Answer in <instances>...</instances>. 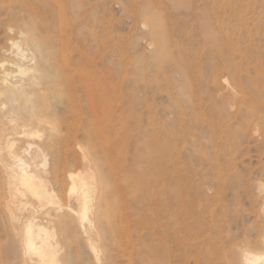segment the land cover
Returning <instances> with one entry per match:
<instances>
[{
    "label": "rangeland",
    "instance_id": "1",
    "mask_svg": "<svg viewBox=\"0 0 264 264\" xmlns=\"http://www.w3.org/2000/svg\"><path fill=\"white\" fill-rule=\"evenodd\" d=\"M4 71L27 96L0 92V264H20L30 212H56L8 180L10 153L63 208L71 175L85 178L86 231L38 221L60 264L264 252V0H0Z\"/></svg>",
    "mask_w": 264,
    "mask_h": 264
},
{
    "label": "bare ground",
    "instance_id": "2",
    "mask_svg": "<svg viewBox=\"0 0 264 264\" xmlns=\"http://www.w3.org/2000/svg\"><path fill=\"white\" fill-rule=\"evenodd\" d=\"M17 45V44H16ZM18 50V49H17ZM20 50V49H19ZM24 52V51H23ZM21 54V52H20ZM16 55V54H15ZM25 58V57H24ZM29 59V58H28ZM18 61V60H17ZM27 61V60H26ZM16 62V61H15ZM31 62V61H30ZM2 63V62H1ZM10 63V62H9ZM19 63V62H18ZM17 63V64H18ZM22 63V62H21ZM13 64V66H15L17 68L18 74L20 75H24L27 73L26 69H23V67L21 68L20 65L18 64ZM28 64V63H27ZM5 64H3L1 67H4ZM80 68V67H79ZM31 69V68H30ZM35 69V68H34ZM11 70V69H10ZM32 70V69H31ZM79 70V69H78ZM36 71V69H35ZM235 72V71H234ZM31 73V72H30ZM34 73V72H32ZM29 74V73H27ZM26 74V75H27ZM10 77H12V75L10 73L7 72H3V74L0 77V92L5 94V96H7L9 99L14 100V104L16 99L21 95H25L27 94V92L25 91V84L24 86H22L23 88H20L19 85H10L9 83V79ZM25 77V76H23ZM236 77V75H235ZM14 78V77H13ZM86 78V76H85ZM20 79V78H19ZM29 80V79H28ZM87 81V80H86ZM28 82V81H26ZM24 83V82H23ZM32 83V82H31ZM87 83V82H86ZM27 85V84H26ZM234 87V86H233ZM236 90V89H235ZM26 92V93H25ZM0 93V94H1ZM31 93V92H30ZM27 96V95H25ZM34 98V97H33ZM31 101V97H27L26 102H24L25 104H28ZM22 104V102H21ZM23 104V105H25ZM21 107V106H20ZM17 108V107H16ZM30 108V107H28ZM27 108V109H28ZM22 114L26 117V119H32L33 118V113L29 110H27L26 108H20ZM34 112V111H33ZM35 114V112H34ZM36 116V115H35ZM38 116V115H37ZM24 118V117H23ZM41 118V117H40ZM16 121V120H15ZM25 121V120H24ZM18 123V122H16ZM30 123V122H29ZM31 125V124H30ZM24 126H26L24 124ZM20 127V126H19ZM18 129V128H17ZM19 130V129H18ZM24 132V131H23ZM10 135V134H9ZM17 135V134H16ZM30 135V134H29ZM34 135V134H33ZM32 135V136H33ZM9 139V138H8ZM11 147V146H10ZM30 147V146H29ZM12 148V147H11ZM161 148V147H160ZM169 148V147H168ZM30 149V148H29ZM161 150V149H159ZM10 151V150H9ZM12 151V150H11ZM28 151V150H27ZM169 152V151H167ZM177 152V150H176ZM165 153V152H164ZM46 154V153H44ZM41 151L37 150L34 152L33 154V159L34 160H38L39 158H42V168H45L47 166V160L45 155ZM15 155V154H14ZM14 155L12 153L9 154V158L10 160L13 162V166L15 165V168H12L11 165L4 167L5 172H7V178L8 180L14 182V181H18L19 184L21 185L23 191H21V195L22 197L25 194H29L31 195V197H34L36 199H38V201L41 202V205H45V204H54L55 205V209L56 212L55 213H51L50 211H46L44 213H40L39 215H37L34 211L30 212L28 214L29 218L26 219V223L24 226V230L22 233V236L20 238V264H60V260H59V245L57 243H53L51 239H53L55 237L54 233L52 231H50L48 229L47 226H45L44 224H39L40 222H38L39 220H43L46 219V223L45 224H53V222H55L54 220H59L62 223H67L69 221L72 222H77V226L79 227V229H83V231L85 230V222L88 221V214H89V204L87 202V193L85 192V186L87 183H85V178L83 179L82 176L80 175H75L72 174L71 178L73 181V185L70 189V197L74 199V204L67 206V207H62L59 202L55 199V194L54 192L50 191L45 183V180H43L42 178L38 177V175L36 174V171H32L30 170L31 165L29 166L23 159L21 158H15ZM173 156V155H172ZM166 157H171L170 156H166ZM174 157V156H173ZM168 160V158H166ZM166 160V161H167ZM164 161V160H163ZM174 161V160H173ZM169 163V162H168ZM9 165V164H8ZM168 165V164H167ZM175 165V164H174ZM37 167V166H36ZM165 167V166H164ZM32 168V167H31ZM39 168V167H38ZM47 168V167H46ZM170 169V168H169ZM173 170V169H172ZM168 171V170H167ZM166 171V172H167ZM171 171V170H170ZM169 171V172H170ZM179 171V170H178ZM162 173V172H161ZM165 173V172H164ZM163 174V173H162ZM153 175V174H152ZM160 175V174H159ZM167 176V175H165ZM152 177V176H151ZM155 178V177H154ZM165 178V177H164ZM179 178V177H178ZM176 179V178H175ZM178 180V179H176ZM9 182V181H8ZM155 182V181H154ZM163 184V182H162ZM166 188V184H164ZM156 186V185H155ZM15 192H19L20 189H18L16 187V185L12 186ZM161 187V186H160ZM87 188V187H86ZM167 190V189H166ZM13 194V193H12ZM162 194H164V191H162ZM164 196V195H163ZM166 196V194H165ZM22 197H20L21 199H23ZM162 197V195H161ZM19 198V197H17ZM14 201V200H13ZM25 201V200H24ZM19 202V201H18ZM17 202V204H18ZM165 202V199H164ZM20 207L24 206V203H22V201L19 204ZM165 206V205H164ZM161 208V207H160ZM36 210V209H35ZM171 210V209H170ZM150 211V210H149ZM155 213V212H154ZM153 213V214H154ZM97 214V212H96ZM123 214V213H122ZM162 214V213H161ZM171 214V211H170ZM95 215V214H94ZM93 215V216H94ZM42 216V217H41ZM119 216H121V214H119ZM170 216V215H169ZM76 217V218H75ZM96 218L97 215L95 216ZM95 217L93 219H95ZM154 217V216H153ZM43 218V219H42ZM126 218V217H125ZM151 218H152V214H151ZM172 218H174L172 216ZM124 219V218H123ZM171 219V218H170ZM96 220V219H95ZM122 220V217L121 219ZM172 220V219H171ZM170 220V221H171ZM176 220V219H175ZM174 220V221H175ZM44 221V220H43ZM92 221V220H90ZM97 221V220H96ZM95 221V222H96ZM173 221V220H172ZM173 221V222H174ZM178 221V220H177ZM93 222V221H92ZM119 223L121 221H118ZM172 222V223H173ZM99 223V220H98ZM117 223V222H116ZM75 224V223H74ZM166 224V223H165ZM98 225V224H97ZM96 225V226H97ZM101 225V223H100ZM120 225V224H119ZM167 225V224H166ZM169 225V224H168ZM171 225V224H170ZM178 225V224H177ZM99 226V225H98ZM123 227H125V224L122 225ZM113 227V226H111ZM117 227V226H116ZM119 227V226H118ZM169 227V226H168ZM174 227H176V224L174 225ZM93 228V226H92ZM98 228V227H97ZM160 228V227H159ZM94 229V228H93ZM99 229V228H98ZM97 229V233L100 234ZM119 229V228H118ZM116 229V230H118ZM165 229V228H164ZM169 229V228H168ZM53 230V229H52ZM96 230V228L94 229ZM113 230V229H112ZM115 230V231H116ZM156 230V229H155ZM160 230H163L162 227L160 228ZM86 231V230H85ZM114 231V230H113ZM88 232V231H87ZM95 232V231H94ZM171 232V231H170ZM113 233V232H112ZM116 233V232H115ZM163 233V232H162ZM166 233V231H165ZM176 233V232H175ZM102 235V234H101ZM178 234H176L175 236H177ZM115 236V234L113 235ZM119 236V235H118ZM155 236V235H154ZM172 236V235H171ZM263 236V235H262ZM91 238V236H89ZM97 237V236H96ZM178 237V236H177ZM98 238V237H97ZM89 239V238H88ZM102 239V238H101ZM114 239H116L114 237ZM175 240V239H174ZM55 241V240H54ZM91 242V240H88ZM89 242V243H90ZM93 242V241H92ZM91 242V243H92ZM116 242V241H115ZM261 245L264 247V237L260 240ZM90 243V244H91ZM129 243V242H128ZM159 243V242H158ZM169 243V242H167ZM118 244V242H117ZM156 244V243H155ZM127 245V244H126ZM167 245V244H166ZM170 245V244H169ZM179 245V244H178ZM92 246V244H91ZM157 246V244H156ZM176 246V245H175ZM94 247V246H93ZM158 247V246H157ZM165 246H162V248ZM154 248V247H153ZM159 248V247H158ZM166 248L168 249V245L166 246ZM171 248V247H169ZM94 249V248H93ZM149 249V248H148ZM154 250V249H153ZM164 250V249H162ZM150 252V250H148ZM152 251V250H151ZM157 251H160L159 249ZM168 251V250H167ZM166 251V252H167ZM252 251V250H251ZM251 251H242L240 253H236L238 255H236L237 257L234 258L233 260H231L232 264H264V252L263 253H259V251H257L258 253H254ZM154 252V251H153ZM174 252V251H173ZM155 253V252H154ZM150 254V253H149ZM148 255V254H146ZM152 255V254H150ZM158 255V254H157ZM159 255H164L163 253L159 254ZM155 256V255H153ZM169 256L170 255H166ZM148 257V256H146ZM158 258V256H155ZM160 257V256H159ZM163 257V256H162ZM165 257V256H164ZM234 257V255H233ZM232 257V258H233ZM171 258V257H170ZM174 258V257H172ZM147 259H150V257H148ZM152 259V258H151ZM150 259V260H151ZM154 259V258H153ZM152 259V260H153ZM167 259V258H166ZM149 260V261H150ZM150 262H153V261ZM156 260V259H155ZM158 260V259H157ZM156 260V262H157ZM161 262L162 260L159 259ZM158 260V262H159ZM168 260H170L168 258ZM155 262V261H154ZM155 262V263H156ZM157 263V264H161ZM170 262V261H169ZM173 262V261H172ZM171 264V263H170Z\"/></svg>",
    "mask_w": 264,
    "mask_h": 264
}]
</instances>
